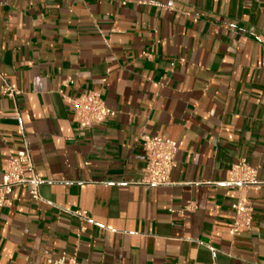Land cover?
Segmentation results:
<instances>
[{
    "label": "crops",
    "instance_id": "crops-1",
    "mask_svg": "<svg viewBox=\"0 0 264 264\" xmlns=\"http://www.w3.org/2000/svg\"><path fill=\"white\" fill-rule=\"evenodd\" d=\"M91 91L116 117L81 130ZM143 136L177 142L171 185L138 184ZM26 147L42 200L0 207V264H264V185L228 183L264 182V0H0V184Z\"/></svg>",
    "mask_w": 264,
    "mask_h": 264
},
{
    "label": "built area",
    "instance_id": "built-area-1",
    "mask_svg": "<svg viewBox=\"0 0 264 264\" xmlns=\"http://www.w3.org/2000/svg\"><path fill=\"white\" fill-rule=\"evenodd\" d=\"M123 5H126L124 2ZM72 84V81H69ZM3 93L14 97L16 92L10 88H3ZM73 113V118L81 130H91L95 126L107 123L116 117L102 97L101 91H91L85 94L66 98ZM141 145L145 153L146 165L142 170L139 185L163 187L171 185V175L176 166L178 153L177 142L160 137L143 136ZM44 183L28 147L17 153H11L2 169V183L0 184V207L10 205L9 196L14 189L25 187L34 201H41L40 186ZM228 183L240 188H259L264 185L257 179L256 171L242 160L232 166ZM191 204L187 206V209ZM233 217L230 232L233 236L250 232L252 229L253 208L247 201L239 200L232 206ZM75 215L88 220L85 213L75 212ZM49 264H83L75 257L62 255Z\"/></svg>",
    "mask_w": 264,
    "mask_h": 264
}]
</instances>
